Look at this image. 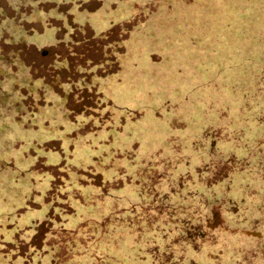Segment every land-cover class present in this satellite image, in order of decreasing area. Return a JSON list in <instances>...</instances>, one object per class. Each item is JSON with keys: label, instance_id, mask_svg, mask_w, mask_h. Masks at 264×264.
<instances>
[{"label": "rangeland", "instance_id": "obj_1", "mask_svg": "<svg viewBox=\"0 0 264 264\" xmlns=\"http://www.w3.org/2000/svg\"><path fill=\"white\" fill-rule=\"evenodd\" d=\"M0 264H264V0H0Z\"/></svg>", "mask_w": 264, "mask_h": 264}]
</instances>
